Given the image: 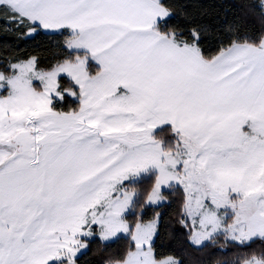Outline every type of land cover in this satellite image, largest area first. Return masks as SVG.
I'll list each match as a JSON object with an SVG mask.
<instances>
[{
  "label": "snow or ice",
  "instance_id": "1",
  "mask_svg": "<svg viewBox=\"0 0 264 264\" xmlns=\"http://www.w3.org/2000/svg\"><path fill=\"white\" fill-rule=\"evenodd\" d=\"M237 8L0 0V264L122 239L101 264H186L159 250L172 196L201 264H264V0Z\"/></svg>",
  "mask_w": 264,
  "mask_h": 264
},
{
  "label": "trees",
  "instance_id": "2",
  "mask_svg": "<svg viewBox=\"0 0 264 264\" xmlns=\"http://www.w3.org/2000/svg\"><path fill=\"white\" fill-rule=\"evenodd\" d=\"M244 2L245 0H201V3L205 6L215 8V12L205 18L213 26H224L226 22H231L239 14L237 6ZM52 43H55V41L50 40L47 36L41 37L39 40L27 44L25 50L42 49ZM178 199V196H172L170 198L173 202L171 207L163 209L164 224L161 228V238L158 241L159 250L164 254H175L177 257H182L186 264H201L207 258V253L195 252L187 247L184 230L176 223L178 204L175 201H178ZM153 214V212H148L146 219H151ZM128 243L126 239H122L107 250L99 242L92 244L90 245L91 251L81 260L80 264H101L103 259L123 252L128 247Z\"/></svg>",
  "mask_w": 264,
  "mask_h": 264
}]
</instances>
